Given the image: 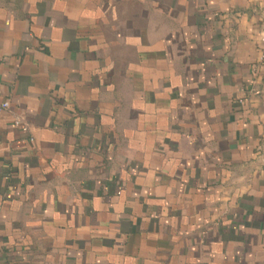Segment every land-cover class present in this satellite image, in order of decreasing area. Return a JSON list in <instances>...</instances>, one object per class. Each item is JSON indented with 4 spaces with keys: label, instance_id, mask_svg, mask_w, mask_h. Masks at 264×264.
Returning a JSON list of instances; mask_svg holds the SVG:
<instances>
[{
    "label": "crops",
    "instance_id": "obj_1",
    "mask_svg": "<svg viewBox=\"0 0 264 264\" xmlns=\"http://www.w3.org/2000/svg\"><path fill=\"white\" fill-rule=\"evenodd\" d=\"M263 27L264 0H0V264H134L117 233L168 213L207 231L176 264H264Z\"/></svg>",
    "mask_w": 264,
    "mask_h": 264
},
{
    "label": "rangeland",
    "instance_id": "obj_2",
    "mask_svg": "<svg viewBox=\"0 0 264 264\" xmlns=\"http://www.w3.org/2000/svg\"><path fill=\"white\" fill-rule=\"evenodd\" d=\"M109 152V151H108ZM111 182V183H110ZM109 183V184H108ZM126 184V182H124V180H107V194L108 196H110L109 191L113 192L114 194H111L113 196H122V198L124 199V201L127 198H132L133 200L135 199L136 203L133 202V200H128L125 203H123L122 207L123 208H127V209H132L134 207H138L140 205V203H142V199L138 198L139 196H136L137 194H135L134 191H130L131 195L127 196L124 195L125 191H124V185ZM110 186V187H109ZM157 187V193H155L154 197H156L157 199H159L158 203H161L159 206L160 208H164L163 207V202L165 200V198L161 195H159L160 193L162 194L163 189L161 186H156ZM150 189V188H149ZM161 189V190H160ZM143 194H145L147 197L151 196L152 198V194H154V192H152L151 190L145 189L142 190ZM124 193V194H123ZM145 196V197H146ZM111 198H113L112 196H110ZM146 205V203H144ZM143 204V205H144ZM142 206V205H141ZM139 206V208L141 207ZM168 209V206L165 208ZM194 220L196 221V219L191 218L189 223L190 224V230L192 231V233H188L186 232V227L184 226V224L182 223V219L180 218L179 214H161L158 215L156 214L155 216L152 215L149 219H144V216H136V218H133V221H136V225L138 229V231H144L145 233H138L136 230L134 231H130L129 233L127 232H123L121 233H117L118 235H116L117 237H115L116 239H114V245H116V250L117 251H121L123 253V250L125 249L128 239L129 241L132 240L134 242V237H135V241H137V236L141 237L140 234H145V236L147 235L148 240L145 241V245L144 248L139 249V260L137 262H134V264H176L175 260L173 259L175 257V255L181 254L183 247L187 245L191 248V250L197 251L198 249H200V246L204 244L205 242V238L207 237V231L198 229V231L196 232L194 230L195 226L196 228H199V225L196 226V222H194ZM197 221L199 222V224H201V219H197ZM118 225V224H116ZM129 226L130 223L128 224ZM131 230V229H130ZM194 230V231H193ZM122 235V236H121ZM155 245L158 243V247L159 248V252H158V256L155 257V259H152L150 256H148L150 247L152 246V244ZM130 244V243H128ZM132 248V247H131ZM128 249V248H127ZM133 249V248H132ZM129 250V256L130 255V248ZM70 254H72L74 251L70 248L69 249ZM170 251H172V255L173 257L170 259H167L168 257L166 256L169 253H171ZM128 252V251H127ZM67 253V252H66ZM208 256L210 255L209 252H207ZM144 259H146V261H144ZM125 264H132L129 260V262L125 263ZM178 264V263H177ZM199 264H202V262H200Z\"/></svg>",
    "mask_w": 264,
    "mask_h": 264
},
{
    "label": "built area",
    "instance_id": "obj_3",
    "mask_svg": "<svg viewBox=\"0 0 264 264\" xmlns=\"http://www.w3.org/2000/svg\"><path fill=\"white\" fill-rule=\"evenodd\" d=\"M260 42L264 45V27L261 34L259 35ZM261 59L264 60V49L261 52ZM10 108V102L7 99L0 98V113H4ZM16 124H19V120H15Z\"/></svg>",
    "mask_w": 264,
    "mask_h": 264
}]
</instances>
